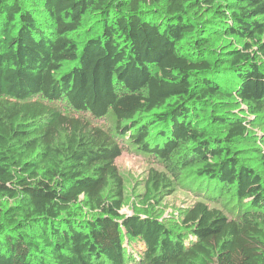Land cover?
<instances>
[{
    "label": "trees",
    "instance_id": "1",
    "mask_svg": "<svg viewBox=\"0 0 264 264\" xmlns=\"http://www.w3.org/2000/svg\"><path fill=\"white\" fill-rule=\"evenodd\" d=\"M0 264H264V0H0Z\"/></svg>",
    "mask_w": 264,
    "mask_h": 264
},
{
    "label": "rangeland",
    "instance_id": "2",
    "mask_svg": "<svg viewBox=\"0 0 264 264\" xmlns=\"http://www.w3.org/2000/svg\"><path fill=\"white\" fill-rule=\"evenodd\" d=\"M35 99L45 105L54 107L66 115L81 116V114L70 109L62 100L48 101L41 96H36ZM84 117L93 125L99 126L114 135L116 120L111 113L103 118H94L89 114ZM115 137L120 144H123L121 155L116 158L115 163L125 179L129 197L128 202L123 205L119 213L122 216L142 213L141 203L136 195L144 191L143 184L149 171L151 169L160 170L162 165L153 155L134 150L135 148L128 143L127 138ZM194 179L197 178H194L192 170L187 169L182 172L178 180H175L176 191L165 198L163 217L167 219L176 217V213L179 209L194 203V201L200 197L194 189V183L196 182ZM151 203L155 204L153 200H151ZM219 204V207L228 213H233L236 210V204H232L228 200H221Z\"/></svg>",
    "mask_w": 264,
    "mask_h": 264
}]
</instances>
